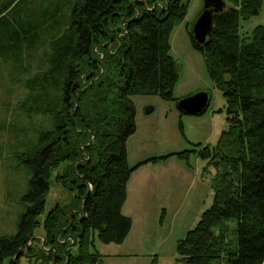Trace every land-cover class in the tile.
I'll list each match as a JSON object with an SVG mask.
<instances>
[{
  "label": "trees",
  "instance_id": "trees-1",
  "mask_svg": "<svg viewBox=\"0 0 264 264\" xmlns=\"http://www.w3.org/2000/svg\"><path fill=\"white\" fill-rule=\"evenodd\" d=\"M189 1L0 0V57L26 59L24 74L44 50L25 99L35 104L28 112L51 117L19 155L32 176L17 232L0 235V264H100L96 237L110 244L128 236L132 218L122 208L133 172L172 155L129 164L132 96L179 99L170 35ZM225 1L206 43L189 30L226 98L228 127L216 145L178 153L197 152L216 169L212 204L177 242L183 264H264V26L241 32L263 0ZM54 185L68 196L47 209Z\"/></svg>",
  "mask_w": 264,
  "mask_h": 264
},
{
  "label": "rangeland",
  "instance_id": "rangeland-1",
  "mask_svg": "<svg viewBox=\"0 0 264 264\" xmlns=\"http://www.w3.org/2000/svg\"><path fill=\"white\" fill-rule=\"evenodd\" d=\"M203 6L204 0L189 1L187 15L171 31L170 53L180 67L174 96L183 98L208 92L210 106L203 114L189 115L179 111L176 101L156 95L132 96L137 128L127 140L129 164L172 155L149 162L139 173L134 171L128 199L135 217L131 244H106L96 237L95 248L102 254L100 264H151L154 259L157 264H183L177 260V242L197 225L212 204L216 169L207 166V160L197 152H191L189 158L178 155L184 150L216 145L228 127L226 98L211 79L204 54L193 45L189 34ZM258 25L264 26V0L259 15L242 21L241 32L248 34ZM43 52L41 49L34 56L30 73L24 74L21 69L23 63L27 64L26 59L21 62L0 57V235L15 234L25 211L24 197L32 175L19 155L34 145L51 124L50 116L28 112L35 104L25 99L31 91L25 86L26 79L35 76ZM149 107L153 111L147 113ZM142 174L145 181L138 179ZM67 196L65 190L54 185L47 198V209ZM140 198L145 213L143 219H136ZM21 264L38 263L23 257Z\"/></svg>",
  "mask_w": 264,
  "mask_h": 264
},
{
  "label": "water",
  "instance_id": "water-1",
  "mask_svg": "<svg viewBox=\"0 0 264 264\" xmlns=\"http://www.w3.org/2000/svg\"><path fill=\"white\" fill-rule=\"evenodd\" d=\"M226 4L225 0H204V6L191 29L194 39L198 44L206 43L213 26L214 15L222 11L226 7ZM210 100V94L202 91L179 98L176 105L179 111L184 114L200 115L207 111L210 106ZM152 111L153 107H149L146 110L147 113ZM32 242L33 239L30 243ZM73 246L74 242H72L65 251L67 252V250Z\"/></svg>",
  "mask_w": 264,
  "mask_h": 264
},
{
  "label": "crops",
  "instance_id": "crops-1",
  "mask_svg": "<svg viewBox=\"0 0 264 264\" xmlns=\"http://www.w3.org/2000/svg\"><path fill=\"white\" fill-rule=\"evenodd\" d=\"M144 165H146V166H144ZM144 165H142L141 167H139V168L137 169L136 173H139V171H143L142 169H143L144 167H147L148 163H147V164H144ZM144 171H145V170H144ZM141 173L144 174V172H141ZM134 174H135V172L132 174V177H133ZM143 174H142L138 179H141V180L145 181L144 178L142 177ZM129 181H130V180H129ZM130 183H131V181H130ZM130 183L128 182V186H127V191H128L127 200H126V202L124 203L123 208H122V212H123L125 215H128V216H130V217L133 219V220H132V228H131V230H130V233L128 234V236L125 238V240H124V242H123V243L126 242V245L131 244V237H132V235H133V229H134V226H135V223H134V221H135L134 218H135V217H134V215H133V213H132V211H131V207L129 206V202H128V199H129V197H130V189H131V188H130ZM136 206H137V208L139 207V210H140V212L136 215V219H137V218H138V219H143V218H144V213H145V212H142V211H143L145 205H144V202H143V199H142V198L139 199V201L137 202Z\"/></svg>",
  "mask_w": 264,
  "mask_h": 264
},
{
  "label": "flooded vegetation",
  "instance_id": "flooded-vegetation-1",
  "mask_svg": "<svg viewBox=\"0 0 264 264\" xmlns=\"http://www.w3.org/2000/svg\"><path fill=\"white\" fill-rule=\"evenodd\" d=\"M68 239H70V237H68Z\"/></svg>",
  "mask_w": 264,
  "mask_h": 264
},
{
  "label": "bare ground",
  "instance_id": "bare-ground-1",
  "mask_svg": "<svg viewBox=\"0 0 264 264\" xmlns=\"http://www.w3.org/2000/svg\"><path fill=\"white\" fill-rule=\"evenodd\" d=\"M73 249V248H72Z\"/></svg>",
  "mask_w": 264,
  "mask_h": 264
}]
</instances>
